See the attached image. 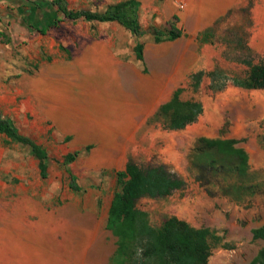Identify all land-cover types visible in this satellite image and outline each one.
<instances>
[{"label":"crops","instance_id":"crops-1","mask_svg":"<svg viewBox=\"0 0 264 264\" xmlns=\"http://www.w3.org/2000/svg\"><path fill=\"white\" fill-rule=\"evenodd\" d=\"M98 1L105 4L98 10L102 12L122 0ZM137 1L143 29H164L176 17L181 36L160 42H155L153 33L146 41L141 38L143 60L139 61L133 49L136 39L133 42L129 31L116 22H91L98 25L97 34L69 52L63 49L62 54L48 57L32 71L21 72L18 59L6 63L0 53V87L11 78L9 84L24 98L23 108L34 125L45 128L54 144L79 151L67 165L79 188L115 176L130 157L155 156L185 176L184 166L193 165L192 150L200 139H234L239 141L235 147L247 155L244 190L247 196L259 197L264 140L258 125L242 117L232 122L229 105L249 97L247 92L261 90L229 86L207 103L200 99L202 114L181 130H166L150 120L178 88L188 86L192 74L211 72L233 61L227 42H217L214 36L206 43L199 40L227 14L251 4L249 14L256 27L248 45L264 52V0ZM254 129L256 133L248 136ZM8 151L9 147H0V176L24 177L23 160ZM18 192L13 189L11 197ZM12 201L0 202V264H84L85 237L87 245H93L99 236L101 221L95 212L85 213L78 206L30 204L28 198Z\"/></svg>","mask_w":264,"mask_h":264},{"label":"rangeland","instance_id":"rangeland-1","mask_svg":"<svg viewBox=\"0 0 264 264\" xmlns=\"http://www.w3.org/2000/svg\"><path fill=\"white\" fill-rule=\"evenodd\" d=\"M66 1L68 7L74 10L98 11L105 8V4L98 0ZM53 19L58 22L51 27ZM255 27L251 15L246 11L231 13L220 24L214 40L227 42L229 58L233 61L224 62L221 64L224 67L218 68L228 75L242 76L247 69L244 62L251 65L264 63V52H255L248 45ZM41 29L46 30L44 35L40 33ZM144 31L142 41H146L151 33L150 27ZM98 32L96 23L82 19L68 21L60 13L51 12L48 8L35 10L25 0H0V53L6 63L18 59L21 72H26V69L32 71L35 65L48 57L62 54L63 49L69 52L77 48ZM10 80L0 87V115L10 120L17 133L28 136L46 149L48 177L40 179L37 160L27 146L8 143V139L0 135V147H9L8 152L14 155L13 158L18 156L23 160L20 169L25 170L24 177L0 176V202L12 204L14 199L28 198L30 204L41 202L45 205L78 206L85 213L95 212L101 221L99 236L93 245H87L85 237L84 264H123L115 256L117 238L106 229L108 209L115 191V176L106 177L104 182L94 187H82L78 192L70 190L67 173L70 169L63 164V158L73 151L65 144H54L45 128L40 129L34 125L32 117L23 108L24 98L16 95L15 87L9 84ZM222 83V79L217 80L214 88H219ZM210 84V78L204 76L199 92L193 93L187 86L181 98L198 101L204 99L207 103L220 92L211 90ZM229 86L228 83L224 89ZM247 93L251 95L239 97L230 103L231 120L236 122L242 117L246 122L258 125L259 135L264 140V90ZM255 133L256 129L253 133L249 131L248 136ZM192 159L193 165L184 166L185 176L174 172L173 167L168 165L172 172L186 182L184 190L175 191L159 200L142 199L137 207L148 212L150 223L155 228L160 227L166 218L174 216L194 228L206 227L216 231L222 242L212 248L207 264H248L264 248V240L253 239L251 233L252 229L264 225V174L258 186L259 197H250L244 190L242 176L230 168L236 162L234 159L207 150L193 152ZM134 161L139 165L163 164L155 156ZM13 189L19 192L11 197Z\"/></svg>","mask_w":264,"mask_h":264},{"label":"trees","instance_id":"trees-1","mask_svg":"<svg viewBox=\"0 0 264 264\" xmlns=\"http://www.w3.org/2000/svg\"><path fill=\"white\" fill-rule=\"evenodd\" d=\"M25 1L35 10L48 8L51 12L56 11L73 22L79 19L88 23L116 22L136 39L134 53L139 61L143 60V43L140 39L145 31L139 22L140 4L137 0L119 1L109 5L102 12L70 9L66 0ZM251 7V4H248L239 10L250 13ZM227 16L228 14L219 19L213 27L201 33L200 42L206 43L209 38H213L216 29ZM176 21L177 18L173 17L164 29L150 28L155 42L180 37L181 31L175 28ZM57 22L53 19L50 26H55ZM45 32V29L40 30L42 35ZM244 64L247 69L242 76L228 75L217 67L211 72L200 71L192 74L188 86L193 93L199 92L202 78L206 76L211 80L209 88L215 91H222L228 83L246 91L264 90V63ZM219 79H222V85L214 88V83ZM183 91L184 87L178 88L172 98L160 106L150 123H158L166 130H181L194 123L202 114V103L195 99L183 100L181 98ZM0 134L8 139V143L27 146L37 160L40 179L45 180L48 177V155L42 145L28 136L17 133L10 120L1 116ZM238 142L234 139H200L192 154L207 150L215 151L224 158L234 159L236 162L231 164L230 168L236 170L239 176H243L247 167V155L242 149L235 147ZM78 154L79 151L67 153L63 158V164L74 162ZM67 173L70 178L69 189L74 192L80 191L76 177L69 171ZM185 186L186 182L172 172L168 165L148 163L139 165L131 157L125 169L115 174V191L108 209L106 229L117 238L115 256L120 258L123 264H207L212 248L222 242L216 231L206 227L194 228L174 216L166 218L160 227L155 228L150 223L148 212L137 207L142 199H163L175 191L184 190ZM251 233L253 239L264 240V225L252 229ZM248 264H264V248L260 249Z\"/></svg>","mask_w":264,"mask_h":264},{"label":"built area","instance_id":"built-area-1","mask_svg":"<svg viewBox=\"0 0 264 264\" xmlns=\"http://www.w3.org/2000/svg\"><path fill=\"white\" fill-rule=\"evenodd\" d=\"M181 5H183V3H181Z\"/></svg>","mask_w":264,"mask_h":264}]
</instances>
